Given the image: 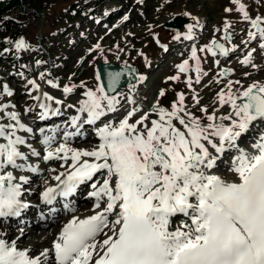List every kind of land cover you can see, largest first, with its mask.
Instances as JSON below:
<instances>
[{
  "label": "snow or ice",
  "instance_id": "6c2138e0",
  "mask_svg": "<svg viewBox=\"0 0 264 264\" xmlns=\"http://www.w3.org/2000/svg\"><path fill=\"white\" fill-rule=\"evenodd\" d=\"M232 3L251 26L245 44L258 40L264 55V18L249 17L240 0ZM230 27L225 21L222 39L229 42ZM193 28V24L188 25L185 39H193ZM28 47L23 38L15 41L18 51ZM94 50H100L99 44ZM235 50V46L226 48L215 40L199 49L213 57H227ZM255 51L249 49L239 64L256 68ZM189 59L194 66L184 60L176 67L179 73H195L194 81L191 77L184 80L191 90L193 82L200 84L207 73L200 67L195 47ZM215 63L219 65V60ZM122 75L109 72L106 86L96 75V87L84 91L85 99L78 102L76 109L78 114L70 119L69 125L75 131H64L63 142L57 146L53 147L55 135H43L45 130L40 129L45 145L43 160L58 159L64 161L62 168L67 165L65 171L52 177L56 185L46 186L41 192V201L51 204L57 196L67 198L79 185L103 173L102 182L91 184L90 195L96 199L94 214L73 217L51 248L37 255L19 249L16 240L0 239V264H264V132L251 144L252 151L238 144L257 122L264 127V82L253 81L245 88L241 81L228 79L216 94L212 111L202 106L199 111L203 116L197 117L186 105L183 93L176 94L170 109L159 106V98L165 95L163 90L151 110L144 111L135 96L145 77L135 76V82L127 85L124 94L117 90ZM231 75L232 69L221 68L215 82L219 84ZM44 77L41 73L40 79ZM47 83L59 87L53 80ZM28 84L40 93L34 80ZM76 87L65 85L63 92L67 95ZM2 94L13 95L7 85ZM191 98L194 106L199 105L197 94ZM33 99L39 102L41 119L60 115L59 107L52 108L48 102L60 105L61 100L48 93ZM125 104L132 107L125 108ZM226 106L229 110L221 114ZM9 107L14 106L0 105V112L10 121L0 124V217H18L28 207L21 199L28 178L17 177L13 170L38 171L20 150L26 140L18 134L33 130L20 121L16 112H7ZM120 111L124 112L122 117L114 116L95 127L98 143L91 150L76 149L67 143L71 137L81 135L83 125L95 126L103 117ZM137 113H141L139 118H135ZM153 115L158 118H151ZM232 151L236 154L227 157L230 166L226 171L232 173L229 179L213 169H218L222 157ZM31 155L40 154L32 149ZM178 215L191 223L182 222L170 230L171 218Z\"/></svg>",
  "mask_w": 264,
  "mask_h": 264
},
{
  "label": "rangeland",
  "instance_id": "374dc122",
  "mask_svg": "<svg viewBox=\"0 0 264 264\" xmlns=\"http://www.w3.org/2000/svg\"><path fill=\"white\" fill-rule=\"evenodd\" d=\"M45 3L46 6L38 12L29 13L32 10L24 12V16L10 23L8 28H1L0 25V105H13L14 107H9L6 111L16 112L20 121L33 130L32 136L26 139V144L30 142V149L27 150L28 148L25 149L23 146L21 149H25L28 162H32V166L41 169V173L46 172V174L28 177V173L14 170L16 176L25 175L30 178L28 183L23 185L25 192L22 199L25 201L35 199L41 182H45L49 174V179H52L54 175L66 170L67 165L65 168L61 167L64 163L62 160L57 159L49 165L48 162L41 160L40 155L32 156L29 152L34 149L39 154L42 153L38 136L40 129H46L44 133L47 135H55L53 147L63 142L65 130L74 131L69 125L70 119L78 114L76 109L79 107L78 102L85 99L84 91L96 87L94 69L98 63L111 61L117 65L136 66L140 75L145 79L138 84L136 89L138 97H135L144 101L149 109L153 103L157 102L161 90L165 92V95L159 98V106L166 109H170L171 104L176 100L177 93H183L186 105L197 117L203 116L199 111L202 106H206L209 112L212 111L216 106V94L224 87L228 79L241 81L245 88L253 80L264 82V55L258 47L259 41L245 44L251 26L236 11V5L232 3V0H46ZM240 3L245 6L249 17L264 18V0H240ZM225 9H230V11L226 12ZM176 16H185L189 20L182 27L179 35L162 28L163 23ZM196 21L199 22L198 25ZM225 21L231 25L229 28L230 42L222 39ZM189 24L194 25L191 40L184 38L188 33ZM20 38H23L29 45L28 49L18 51L15 48V41ZM215 39L221 41L226 48L235 46L236 50L229 54L232 58H242L249 49H256L253 53V63L257 67L240 65L246 71L238 75V66L223 64L221 61L223 57L219 55L216 56L219 60V65H217L211 54L207 51H199ZM191 43H195L194 47L197 49V56L201 62L200 67L207 75L202 76L200 84L193 82L190 90L184 80L191 77L194 81L195 73L191 71L179 73L176 66L184 60H189V66H194V62L189 59L193 47H187ZM40 44L43 45L42 48H39ZM97 44L102 52L94 50ZM224 66L232 69L233 75L225 77L218 84L215 82L220 78L217 73L221 68H225ZM41 73L45 74L43 80L40 79ZM245 73L248 75L246 76ZM252 73H261V75L258 79H254L251 77ZM172 76L180 78L172 81L169 79ZM29 80H34L40 86V93H48L54 99L64 102L62 105L51 102L52 108L59 107L60 115L41 119L42 111L38 107L39 102L33 99L40 93L32 90V86L28 84ZM48 80H53L59 87L49 86ZM81 84L84 87H79ZM5 85L13 93L12 96L2 94ZM65 85H77V87L65 95L63 92ZM235 87L239 88L238 85ZM194 93L200 100L199 105L195 106L191 98ZM68 105L74 107L70 109ZM228 110L226 106L220 112L222 114ZM120 112L105 116L106 118L102 120L107 122L114 116L120 118L124 115L120 116ZM140 114L137 113L135 118H139ZM102 120L97 123L98 126L104 123ZM9 122L4 113L0 112V124ZM54 125L57 127L55 128ZM97 142L93 125H83L81 135L71 137L67 141L71 147L85 150L92 149ZM227 157L223 159L226 160ZM68 163L70 164L71 161ZM229 163L230 160L226 168L230 166ZM98 176L100 174L96 177ZM96 177L93 182L97 180ZM98 179L102 182L100 178ZM85 188L81 192V198L88 202L91 199L92 187L90 185V189ZM78 202L82 203V200L78 199ZM39 217L40 215L36 220ZM176 218L177 221L172 220L176 225L185 222L179 215ZM8 221L18 227L16 230L8 227L12 233L10 240H17L23 232L22 227L18 226L22 220L16 218L15 220L8 219ZM40 225H35L32 233H26V238H24L25 243L38 241L43 244L34 249L30 253L32 255H37L46 248L49 249L52 240V235L49 234L56 233L55 223L47 225L44 229L38 227ZM26 229L29 230V228ZM101 238H103L102 235L99 239ZM25 247L23 250L27 249Z\"/></svg>",
  "mask_w": 264,
  "mask_h": 264
},
{
  "label": "bare ground",
  "instance_id": "6f19581e",
  "mask_svg": "<svg viewBox=\"0 0 264 264\" xmlns=\"http://www.w3.org/2000/svg\"><path fill=\"white\" fill-rule=\"evenodd\" d=\"M191 45H193V43L191 44ZM191 45H188L187 47H190ZM183 53V52H182ZM232 55H229V56H227V57H224L221 61H223L222 63L223 64H225V65H229V66H234V65H237L238 66V68H239V70H238V75H241V74H243L245 71L243 70V68L240 66L241 64H239V62H238V60L240 59H238V58H232L231 57ZM235 57V56H234ZM262 58V57H261ZM213 59H214V61H216L217 59H218V57H213ZM220 59V58H219ZM260 59V58H259ZM167 60V59H166ZM259 61V60H258ZM168 62H169V60H168ZM261 62V61H260ZM257 63V62H256ZM167 64V63H166ZM225 67V66H224ZM226 68V67H225ZM237 68V69H238ZM237 75V74H236ZM261 75V73H258V74H256V73H252V75H251V77H253L254 79H258V77ZM252 78V79H253ZM152 80V79H151ZM254 81V80H253ZM151 82V81H150ZM150 84V83H149ZM148 85V84H147ZM143 91H145V90H143ZM119 92H121V93H124V94H127V85L123 88V89H121ZM42 93V92H41ZM40 93V94H41ZM145 93V92H144ZM215 93V92H214ZM136 97H138V96H136ZM136 100L138 101V104H139V100H141V99H137L136 98ZM49 104H50V106H51V102H48ZM122 103H124L123 101H122ZM141 103H145L144 101H141ZM74 107V106H73ZM73 107H71V108H73ZM132 106L131 105H127V104H125V108H131ZM70 108V107H69ZM70 108V109H71ZM145 110H147V111H150L151 109H149V107L147 106V105H145V108H144ZM124 114V112L123 111H121L120 113H119V115L120 116H122ZM116 118L118 117V116H115ZM104 118V117H103ZM106 118V117H105ZM151 118H158V117H156V116H152ZM103 121V120H102ZM101 122V121H100ZM104 122V121H103ZM261 123L262 122H257L256 123V125L254 126V127H252L251 128V130L247 133V134H245L242 138H241V140L239 141V142H241L240 143V146L242 147V148H245L247 151H252V149H251V144L252 143H254L255 142V137H257V135H259V133H261V132H264V128L261 126ZM102 124V123H101ZM55 126V128L57 127V125H54ZM85 126V125H84ZM66 128V127H65ZM44 130H46V129H44ZM70 130H72V129H70ZM50 131H51V129H50ZM66 131V130H65ZM74 131H75V129H74ZM52 132V131H51ZM19 135H21L22 137H24V138H26V139H28V138H30L32 135H31V133H25V132H21V133H18ZM53 134V133H52ZM43 135H47L46 133H44ZM43 135L40 133V131H39V133H38V136L40 137V142H39V144L41 145V148H40V150H41V154H40V157H41V160H43V155H44V151H45V145L41 142L42 141V139H43ZM57 135V134H56ZM253 137V139H252V142H250V140H251V138ZM25 139V140H26ZM84 140V139H83ZM244 140V141H243ZM243 141V142H242ZM0 142H2V141H0ZM98 143V142H97ZM29 144H30V142H29ZM29 144H26V146H24V148L26 149V148H28L27 150H29L30 149V145ZM22 147V146H21ZM25 149H20L21 151H25ZM91 149V148H90ZM89 149V150H90ZM26 150V151H27ZM32 150V149H31ZM31 150H30V152H29V154H31ZM25 153V152H24ZM227 154V153H226ZM231 156H233V155H231ZM56 160L57 159H52V160H49L48 161V163H49V165H50V163H53V162H56ZM224 161H225V163H224ZM42 162V161H41ZM227 162H229V160L228 159H223V157H222V160H221V162H219V168L218 169H213V171H217V172H219L220 174H222V175H224L225 176V178H231L232 177V173L231 172H228V171H226V165H227ZM28 163H30V164H32V162H28ZM43 163V162H42ZM41 163V164H42ZM229 165H230V163H229ZM42 167V166H41ZM9 170H11V169H9ZM14 171V170H13ZM15 173V172H14ZM46 174V172H42L41 173V169H39L38 168V171L36 172V173H31V172H28V174H29V176L28 177H30V176H33V175H39V174ZM26 174V173H25ZM14 175H16V174H14ZM25 176V175H24ZM49 176H50V174H49ZM49 176L46 178V180H45V182H41V186L38 188V191L40 192L39 194H38V197H36L35 198V202L32 204V203H29V202H31V201H25V200H23L22 199V197H21V199H22V201L23 202H25V203H27L28 204V207L27 208H25V209H23L22 211H21V214H22V217L25 215V213H28L29 211L31 212L30 213V215L28 216V217H26V218H18V219H20V220H22V221H24V223H26L27 225H28V228H29V230H25V231H23L22 233H20V231L18 232V234L20 233V237L16 240V243H17V247L19 248V249H22L23 250V248L25 247V248H27V250H30V253L34 250V249H36V248H38L40 245L42 246L43 244H41V243H39L38 241H32V242H30V241H28L27 243H25V240L26 239H24V238H26V233H32V230H33V227L35 226V225H38V224H41L43 227H45L47 224H49V225H51L52 223H55V226L56 227H58V229H60V227H63L64 226V223H66V222H68L69 220H71L73 217H78V218H86L87 216H89V215H92V214H94L93 213V209H94V205H95V203H96V199L94 198V197H92L91 196V199L90 200H88V202H86L84 199H80V195L82 194H80L79 195V192H80V190H81V186H78L77 187V189H76V191H75V193L73 194V195H71L70 197H67V198H64V197H60V196H57L54 200H53V202H52V204L51 205H49V207L50 206H53V205H57V206H61V203L63 204V202L64 203H66V204H68V207H70L69 205H71L70 204V202L71 201H74V199H78L79 198V200H82V203L84 204V206H83V208H78V207H71V208H68V209H66V211H63L62 212V209H59L58 210V214H60V216L62 217L61 219L59 218L58 220H55V218H53V217H51L50 215H49V207H47V206H45V205H43L44 204V202H42L41 201V199H40V194H41V192H43L44 191V189H45V187L46 186H55L56 185V181L55 180H53V179H49ZM18 177V176H17ZM27 177V176H26ZM46 177V176H45ZM101 177L102 178H100V180H102L103 179V174H101ZM28 179H30V178H28ZM23 188H24V186H23ZM93 191V190H92ZM101 204H102V206H103V201H101ZM54 207V206H53ZM52 208V207H51ZM62 212V213H61ZM44 215V216H41V215ZM38 215H40V217L39 218H43V220H46V223H44L43 222V220H39V218H38V220H36L37 219V216ZM179 217H181L182 219H184L185 220V222H187V223H191V221L187 218V217H185V216H183V215H179ZM1 218V217H0ZM44 218H46V219H44ZM8 219H10V220H15L16 218H12V217H9V218H6V220H8ZM111 219V218H110ZM172 219V218H171ZM1 221L2 220H0V239H4V240H6V241H11L10 239H11V236H10V234H12L11 233V231H9V229H8V227L6 228V226H4V225H2L1 224ZM48 221H49V223H48ZM171 221V220H170ZM25 225V224H24ZM18 226H20V224H18ZM180 226V224H178V225H176V224H174V222H171V224L169 225V227H170V230H175L177 227H179ZM10 228V227H9ZM54 228V227H53ZM54 229H56V228H54ZM13 230V229H12ZM55 231V230H54ZM58 231V230H57ZM54 234H49V235H52V240L50 241V245H49V249L51 248V245H52V243H53V240L58 236V234H56L55 235V232H53ZM28 236H31V235H28ZM28 236H27V238H28ZM104 238V237H103ZM103 238H101V240L103 239ZM44 244H46V243H44ZM46 245H44V247H45Z\"/></svg>",
  "mask_w": 264,
  "mask_h": 264
},
{
  "label": "water",
  "instance_id": "95a60500",
  "mask_svg": "<svg viewBox=\"0 0 264 264\" xmlns=\"http://www.w3.org/2000/svg\"><path fill=\"white\" fill-rule=\"evenodd\" d=\"M188 18L184 16H177L165 23L162 24V28L164 30L171 31L177 35L180 34L181 29L184 25L188 23ZM217 43L222 44L221 42L215 40ZM218 52V50H217ZM131 69V73H129L128 69ZM95 76L99 74L101 76V83H103L105 86L107 85V74L109 72L115 73V72H122L124 75L121 76L120 80V85L118 86V91L123 89L126 85L129 83H134L135 76H139V72L137 67L133 65H125V66H120L115 64L114 62H103V63H98L95 66Z\"/></svg>",
  "mask_w": 264,
  "mask_h": 264
},
{
  "label": "trees",
  "instance_id": "16d2710c",
  "mask_svg": "<svg viewBox=\"0 0 264 264\" xmlns=\"http://www.w3.org/2000/svg\"><path fill=\"white\" fill-rule=\"evenodd\" d=\"M46 0H0V25L8 28L9 24L23 17L24 12H38L46 6ZM33 15V14H31ZM15 37V36H14Z\"/></svg>",
  "mask_w": 264,
  "mask_h": 264
}]
</instances>
